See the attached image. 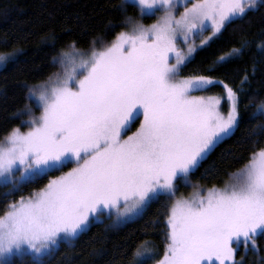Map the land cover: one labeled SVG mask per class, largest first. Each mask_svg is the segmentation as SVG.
Here are the masks:
<instances>
[{"label": "snow or ice", "instance_id": "1", "mask_svg": "<svg viewBox=\"0 0 264 264\" xmlns=\"http://www.w3.org/2000/svg\"><path fill=\"white\" fill-rule=\"evenodd\" d=\"M130 8L140 17L157 15V21L145 25L127 15ZM262 8L264 0H192L190 6L187 0H122L118 11L128 31L101 48L93 41L81 50L73 41L53 56L60 71L27 87L40 114L21 113L29 116L28 131L13 128L0 144V186L11 184L6 193L11 195L23 183L60 175L0 215V264L25 255L32 264H45L62 242L71 246L94 223L105 217L114 225L127 222L161 197L174 202L158 264H243L233 247L241 242L258 253L257 237L264 236V148L223 187L176 196L240 123L232 88L225 85V110L220 97L194 95L222 82L183 74L194 51L189 41L206 31L221 33L226 24ZM248 43L216 63L239 58ZM16 60L15 54L0 55V67ZM255 108L252 116L264 117V100ZM137 116L142 122L128 135ZM253 135H264V125ZM134 256L137 264L153 258L147 245Z\"/></svg>", "mask_w": 264, "mask_h": 264}, {"label": "trees", "instance_id": "2", "mask_svg": "<svg viewBox=\"0 0 264 264\" xmlns=\"http://www.w3.org/2000/svg\"><path fill=\"white\" fill-rule=\"evenodd\" d=\"M122 0H0V55L19 51L15 63L0 70V141L13 128L26 127L22 115L33 106L27 87L45 81L60 69L52 62L61 50L75 41L78 48H101L123 27L124 16L118 11ZM127 15L140 20L134 8ZM149 18H144L148 21ZM208 43L197 48L184 75H210L221 81L203 95L224 96L228 88L239 97L240 123L233 135L219 143L192 181L205 188L223 185L232 174L242 169L251 154L264 148V135H253L264 125V117H253L255 105L264 100V8L251 12L244 20L226 24L221 33L206 31ZM247 40L246 49L230 63L217 64V58ZM215 67V71L209 69ZM227 105L225 103L224 108ZM134 126V125H133ZM67 168L64 169V171ZM60 172L36 182L25 183L20 191L6 195L12 188L0 186V215L7 206L28 196L55 178ZM171 200L161 197L150 203L143 214L122 225L110 220L94 223L90 229L71 242L61 243L58 251L45 264H137V249L145 245L162 247L167 242L166 215ZM262 238V236H260ZM242 256L237 252V258ZM13 264H32L31 257L13 258ZM243 264H264L261 257L248 256Z\"/></svg>", "mask_w": 264, "mask_h": 264}, {"label": "rangeland", "instance_id": "3", "mask_svg": "<svg viewBox=\"0 0 264 264\" xmlns=\"http://www.w3.org/2000/svg\"><path fill=\"white\" fill-rule=\"evenodd\" d=\"M185 2V0H179V3L180 4H183ZM187 2L189 3V6H190V3L192 2V0H187ZM178 11H183V8L182 7H179L178 6ZM158 15H162V13H160V14H158ZM144 18L145 17H141V19L140 20H138L139 22H141V23H143V24H145V25H150V24H152V23H155L156 21H157V15H154V16H151L149 19H148V21H145L144 20ZM129 29L127 28L125 31H128ZM205 33V32H204ZM215 35V34H214ZM208 38H209V36H204V34H203V36L202 37H200V38H195V37H193L190 41H189V43L192 45V47L194 48V51L190 54V56L192 57L193 56V54H194V52L196 51V49L197 48H199V47H201V46H203V45H205V44H207L208 43ZM201 39H205L206 40V43H204V44H201ZM178 43H179V41H178ZM180 47L181 48H183L185 51H186V49H187V46L186 45H184V44H180ZM12 54H15L16 56H18V54H19V51H11V52H6V53H3V54H1V55H5V56H9V55H12ZM9 64V63H8ZM7 64V65H8ZM3 68H5V67H0V70L1 69H3ZM59 71H60V69H59ZM58 71V72H59ZM194 95H203V94H200L199 92H196V93H194ZM203 96H214V97H220L221 98V106H222V110H225V108H224V105H225V100H224V97L226 96V94L224 95V96H218V95H203ZM28 109H31V114L33 115V116H36V115H39L40 114V111H41V109L37 106V104L36 103H33V106L32 107H29ZM239 110V109H238ZM25 112H26V110H25ZM29 119V116L28 115H26V117L23 119V123H25V121H27ZM140 122H142V116H137V118L134 120V121H132L131 122V130L127 133L128 135H131L132 134V132H135L136 131V129L139 127V124H140ZM25 125H26V127L24 128V129H22V128H19L21 131H23V132H26V131H28V125L25 123ZM134 125V126H133ZM3 142H4V139L2 140V141H0V144H3ZM73 165H69V167H72ZM65 171H67V169L65 170ZM236 173V172H235ZM15 179L17 180V181H19V179H20V175H19V173H16L15 174ZM192 180V179H191ZM226 182H230V178L226 181ZM23 184H25V183H23ZM23 184H21V185H23ZM225 184V183H224ZM224 184L223 185H221V186H216V187H223L224 186ZM11 185V184H10ZM20 185V186H21ZM12 186V185H11ZM13 187V186H12ZM203 189H206L205 187H203V186H201V185H199V184H196V183H194L193 181H192V185L191 186H186V185H184V184H181L180 186H179V188H178V192H177V196H176V198L178 199V198H181V197H183V198H191L192 196H194L198 191H200L201 193H202V191H203ZM27 197V196H26ZM174 201L173 200H171V203H173ZM150 205V204H149ZM148 205V206H149ZM147 206V207H148ZM146 207V208H147ZM145 208V209H146ZM145 209L143 210V212L145 211ZM143 212L139 215V216H141L142 214H143ZM139 216H136L135 218H133V219H136V218H138ZM105 219H107V220H109L108 218H103V220H105ZM133 219H131V220H133ZM111 221V220H110ZM130 221V220H129ZM112 222V221H111ZM113 223V222H112ZM125 223V222H124ZM124 223H120V224H115L116 226H118V225H122V224H124ZM168 242V241H167ZM167 242L165 243V245L164 246H162V247H159V246H157V245H155V246H153V245H148V247H149V249H150V254L152 255V259L151 260H149L148 261V264H158V261H160V260H162L163 258H164V255H165V252H166V245H167ZM257 245L259 246V252L257 253V252H255V251H253L252 249H251V246L249 245L248 246V248L246 249L245 248V246H244V244H243V242H241L240 244H239V246L236 244V243H234L233 244V247L234 248H236L237 249V251H236V254H235V259L237 260V261H239V260H243V262L246 260V258L248 257V256H251V255H255L257 258H259V257H261V253L262 252H264V236H262V238H260V237H257ZM144 248V247H143ZM142 248V249H143ZM238 251H240L241 252V254H242V256L238 259L237 258V252ZM137 260H138V258L136 257V263H137Z\"/></svg>", "mask_w": 264, "mask_h": 264}]
</instances>
